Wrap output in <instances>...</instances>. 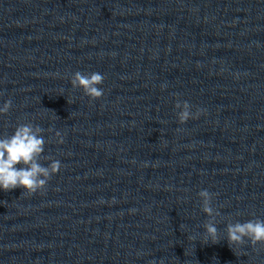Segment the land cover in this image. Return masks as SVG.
Returning <instances> with one entry per match:
<instances>
[{
	"label": "clouds",
	"instance_id": "1",
	"mask_svg": "<svg viewBox=\"0 0 264 264\" xmlns=\"http://www.w3.org/2000/svg\"><path fill=\"white\" fill-rule=\"evenodd\" d=\"M105 78L99 72L76 71L72 74L70 83L73 89H82L85 96L95 101L104 95L103 88L99 86L104 83ZM11 108L12 101L9 99L0 106V115L8 114ZM175 108L179 109L177 120L180 124H185L189 119L199 118L203 112L202 109H198L193 114L190 110L191 105L187 101L177 100ZM48 131L52 129L49 128ZM43 132L44 129L39 125L27 122L18 124L12 135L0 137V190L8 192L22 188L25 193L32 195L44 190L51 177L59 172L61 168L59 160L43 157L51 160V163L47 167L40 163L47 142L42 135ZM55 136L59 138L58 143H63L59 131ZM198 196L201 200V210L208 217L203 224L202 235L205 241L218 243L220 233L216 225L220 222L217 217H220L221 213L213 206L216 194L202 189L198 192ZM225 233L230 248L233 245L249 243L253 246L264 244V219L255 217L245 222L230 221L226 225Z\"/></svg>",
	"mask_w": 264,
	"mask_h": 264
}]
</instances>
